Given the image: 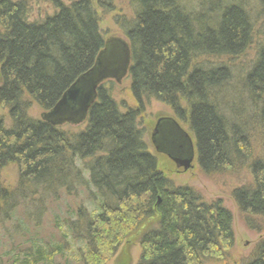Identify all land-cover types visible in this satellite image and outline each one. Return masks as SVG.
Segmentation results:
<instances>
[{"label":"trees","instance_id":"trees-1","mask_svg":"<svg viewBox=\"0 0 264 264\" xmlns=\"http://www.w3.org/2000/svg\"><path fill=\"white\" fill-rule=\"evenodd\" d=\"M126 1L134 16L124 20L122 41L137 106L123 104L122 113L100 85L85 129L71 133L32 120L29 111L37 105L51 112L117 39L105 41L92 0H50L56 12L41 22H30L28 1L0 0V107L11 120L10 127L0 122V170L13 166L19 174L16 188L0 186V228L22 236L0 241V264H108L132 242L140 248L138 264H228L233 215L221 200L208 203L159 170L139 128L149 101L169 107L188 128L203 176L250 165L253 182L233 198L250 230L264 219V159L252 147L256 138L264 147V30L240 78L226 64L198 62L236 59L254 45L246 0H212L208 10L189 0ZM255 3L264 16V0ZM27 201L36 215L20 218ZM61 202L64 216L55 209ZM42 215L51 216L50 234L34 219ZM244 264H264V239Z\"/></svg>","mask_w":264,"mask_h":264},{"label":"rangeland","instance_id":"rangeland-1","mask_svg":"<svg viewBox=\"0 0 264 264\" xmlns=\"http://www.w3.org/2000/svg\"><path fill=\"white\" fill-rule=\"evenodd\" d=\"M16 1V0H15ZM19 1V0H17ZM29 5V20L30 22H41L46 16H52L54 14L55 8L50 0H26ZM65 4H70L74 0H61ZM94 9L98 12L99 20H100V30L102 31L105 41H109L110 37H114L117 40H126V32L123 30V24L126 21H132V17L134 16L133 9L129 6V3L126 0H114L109 2L105 9L100 8L99 2L100 0H92ZM191 1L193 6H196L194 9H200L203 4L204 9H207L212 5V0H189ZM224 2H229L228 0H221ZM105 3L106 0H104ZM235 2V1H230ZM229 2V3H230ZM245 10L252 16V22L254 26V45L242 56L236 59L227 60L222 58H206L199 59L200 65H204L207 68H217L221 67V65H227L232 70V75L236 78L242 77V73L249 71L250 67L254 63L256 59V53L258 49V44L261 38H263L262 33L264 30V16L260 13V7L258 3H255V0H246L245 2ZM236 4V3H234ZM186 5H189L186 2ZM198 6V7H197ZM210 9V8H209ZM193 10V9H192ZM191 10V11H192ZM213 9H211L212 11ZM195 11V10H193ZM120 19V20H119ZM102 85H105L108 89L112 91V98L115 99L116 103L121 108L122 113L125 112L126 108L123 107L125 104L126 107L130 109H134L137 106V103L132 96L131 89V78L128 75L122 76L120 81L118 82L116 78H111L105 80ZM228 92V91H227ZM224 94L223 100L225 104H227V93L226 86L222 88V92ZM218 104L223 105V102L217 100ZM228 105V104H227ZM49 112H42L41 109L37 105L32 106L29 111L30 118L32 120L42 121L43 115ZM227 114V113H226ZM229 117V116H228ZM174 119L176 123L181 127L185 133L188 134V128H186L183 124H179L177 122V118L173 115V112L169 107H166L159 102L149 101L145 104V112L139 118V128L144 133L143 140L147 144L148 151L157 159L158 168L162 173L172 180L173 184L178 187L188 186L193 190L197 191V193L203 198L204 201L210 203L216 200H221L223 204H225L226 209L231 212L233 215V226H234V235H235V245L234 250H232L229 254L228 264H244L246 261L250 260L252 255L255 253L257 249V245L259 242L264 239V219H255L252 221V224L256 227L257 231L250 230L246 223L243 220L242 215L238 210L237 203L233 198L234 191L243 188L249 187L252 180V173L250 165L248 169H241L237 171V173H232L230 175H215L213 178H208L203 176L199 170V161H197V149L195 148V139L193 136L188 134L189 137L193 140L195 157L193 168L188 171L179 170L176 168L174 162L171 161L168 157V153L163 150H156V145L153 143L152 135L155 132V128L159 119ZM0 122H2L6 127L11 126L10 113L7 110H4L0 107ZM87 121H80V123H62L57 126L66 132L78 133L81 130L85 129ZM55 126V127H57ZM166 150L171 152L170 143L167 145ZM254 153L256 156H260L259 158L264 159V147L262 141L258 138L254 139L253 145ZM178 170L180 172H178ZM18 168L13 166H8L4 168V170H0V186L7 187L10 189L16 188L19 179H18ZM62 197L64 194L62 193ZM64 198V197H63ZM23 204V203H22ZM33 202L27 201L26 207L19 208L18 213L19 217H25V215L29 212V216H35V205H32ZM64 202H61L58 206L55 205L56 208H60L61 215L64 216L65 210L67 207L64 205ZM49 207V206H48ZM47 207V208H48ZM50 211H53L51 209ZM52 213V212H51ZM54 216V215H53ZM52 216V217H53ZM37 218V223H41V230L45 232V234H50L52 232L50 228V217L49 215L41 216ZM21 218V217H20ZM27 218V217H25ZM28 219V218H27ZM29 222V220H28ZM7 226V225H6ZM8 232L3 234V231L0 228V241L14 240L15 243L21 242L22 236L17 235L13 232V229L7 226ZM141 252L138 243H129L123 245L118 254L110 261L108 264H138L140 259Z\"/></svg>","mask_w":264,"mask_h":264},{"label":"water","instance_id":"water-1","mask_svg":"<svg viewBox=\"0 0 264 264\" xmlns=\"http://www.w3.org/2000/svg\"><path fill=\"white\" fill-rule=\"evenodd\" d=\"M112 51H115L113 53H122L120 59L118 58L119 63L122 62L118 72L111 70L114 68L111 64L113 61V58L111 57ZM96 65L97 66L93 70L78 79V81L67 90L51 112L43 117V120H52L51 122L55 126H57V124L61 125L62 123L68 122L78 124L80 121L86 120L90 106L97 101V91L100 88L99 86L103 84L105 80L111 78H116L119 82L122 76L127 75L131 65L128 44L122 40H115L112 48L105 50L104 55L101 54V56H99ZM164 121L165 119H160L157 122L153 137L158 135V127L160 126V123ZM175 124L182 130L185 139H187V142L190 144L191 151L189 155L184 157L172 154L168 155V157L175 163L177 169L188 171L193 168L194 163L195 150L193 141L177 123ZM158 149L160 148H156V150Z\"/></svg>","mask_w":264,"mask_h":264},{"label":"flooded vegetation","instance_id":"flooded-vegetation-1","mask_svg":"<svg viewBox=\"0 0 264 264\" xmlns=\"http://www.w3.org/2000/svg\"><path fill=\"white\" fill-rule=\"evenodd\" d=\"M115 51H112V54H111V57L113 58V61H112V66H114L113 70L114 72H118L120 66H121V63H119V60L118 58L120 59L121 54H119V52L117 53H113ZM45 116V114L43 115V117ZM43 117H42V121L44 122H48L50 123L52 126L55 127V125L52 124V120H43ZM163 119V118H162ZM160 120V119H159ZM158 120V121H159ZM167 120V119H165ZM165 122V121H164ZM164 122H161L160 123V126L158 127V135L156 137H153L152 135V140H153V143H155L156 145V148H160L159 150H163V151H166L169 155L172 154V155H175V156H179V157H184V156H187L189 155L190 153V144L187 142V139H185L184 135H183V132L181 129H179L177 126H176V122L174 120H172L171 118L169 119V123H164ZM170 143L171 145V152L167 151L166 150V147H168L167 145ZM178 172H180L178 170Z\"/></svg>","mask_w":264,"mask_h":264},{"label":"bare ground","instance_id":"bare-ground-1","mask_svg":"<svg viewBox=\"0 0 264 264\" xmlns=\"http://www.w3.org/2000/svg\"><path fill=\"white\" fill-rule=\"evenodd\" d=\"M129 70H130V68H129ZM129 70H128V73H129ZM121 72V71H120ZM91 107V106H90ZM90 109V108H89ZM90 111V110H89ZM89 113V112H88ZM191 139V138H190ZM193 141V140H192Z\"/></svg>","mask_w":264,"mask_h":264}]
</instances>
